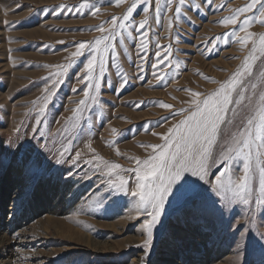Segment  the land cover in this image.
Masks as SVG:
<instances>
[{
  "label": "rangeland",
  "instance_id": "obj_1",
  "mask_svg": "<svg viewBox=\"0 0 264 264\" xmlns=\"http://www.w3.org/2000/svg\"><path fill=\"white\" fill-rule=\"evenodd\" d=\"M80 2L0 0V152L7 149L8 141L18 142L19 138L20 153L36 155L47 164L43 174L27 175L24 185L19 186L21 197L17 202L12 198L20 184L17 167L0 170V239H7L0 243V263L238 264L236 246L246 225L260 226L264 231V224H261L264 214L260 215L259 206L236 204L231 211L212 213H172L166 207L162 219L166 235L162 237L157 233L145 262V250L140 245L146 235L140 228L142 217L137 218L134 198L126 193L108 191L102 181L107 172L103 162L118 163L121 165L119 175L128 179L129 190L134 189V173L123 170L135 168L136 158L142 160L152 154L150 145L163 143L162 136L167 130L189 114L186 111L174 115L180 109L192 107L194 93H200L203 99L237 71L250 53L251 41L242 46L229 35L226 43L224 36L234 29L240 36L246 33L239 32V23L225 25L219 21L249 0H215L212 8L203 0H188L193 5L199 4L200 11L194 7L183 8L186 16L179 18L174 15L177 0H173L172 9L161 16L159 25L150 7V50L154 49L156 40L160 45L171 46V64L164 71L171 72L175 78L166 79L161 85L147 65L144 78H138V68L134 66L139 62L138 46L128 39L124 44L114 41L116 58L111 52L106 54L108 74L103 78L97 97L99 103H89L72 119L79 101L84 99L83 91H79L83 86L75 77L81 74L88 54L70 64L71 53L76 50L77 42L92 41L101 35L91 30L92 26L108 21L104 27L110 28L111 17L124 15L131 0L121 3L99 0L96 4L99 12L95 15L89 13L90 9L79 15L75 11L58 15L59 8L54 11L56 5L73 6ZM92 2L95 0H90ZM221 5L223 8L217 11L216 7ZM141 10L138 8L136 14L134 12L137 21L143 19ZM252 15L258 19L251 22L247 30L256 38L264 34L259 13L253 9L239 19L242 21ZM177 64L179 67H174ZM61 65H68L64 82L52 89L51 80L46 78L59 71L57 66ZM261 69L264 63L258 60L253 70L257 77L253 83L257 84L258 91L264 90V79L259 78ZM121 74H126L128 80L122 91L118 88ZM46 88L54 92V97L44 116H40L39 110L44 107L41 98L46 95ZM73 88L78 91L73 92ZM160 102L173 107L164 108ZM162 117L166 119L161 120ZM37 120L41 121L39 126ZM39 133L44 134L41 144H47L52 152L71 142L68 163L56 164L50 159L37 143ZM134 147L137 150L140 147L141 152H135ZM77 151L81 156L73 168L71 160ZM89 160L93 163H86ZM97 164L99 171L95 169ZM241 167L242 161L237 159L233 168L239 172ZM215 171L212 168L210 175ZM184 179L199 185L210 200L216 199L209 185L198 177L186 174L181 184ZM68 181L73 184L72 191L66 195L70 203L54 211L47 185L65 186ZM40 182H43L41 188L36 189ZM54 185L55 192L62 188ZM172 203L169 197V204ZM200 230L206 233L202 240ZM248 240L243 264H264V256L251 231Z\"/></svg>",
  "mask_w": 264,
  "mask_h": 264
},
{
  "label": "snow or ice",
  "instance_id": "obj_2",
  "mask_svg": "<svg viewBox=\"0 0 264 264\" xmlns=\"http://www.w3.org/2000/svg\"><path fill=\"white\" fill-rule=\"evenodd\" d=\"M99 0L90 3V0H81L78 5H56L60 9L58 15L67 11L71 14L75 11L78 15L90 9L89 13L95 15L99 12L96 4ZM110 3H121L122 0H109ZM209 8H212L215 0H203ZM173 0H131L129 7L121 17H111V27L105 28L103 23L92 26L91 30L99 31L101 35L92 41L77 42L76 50L71 53L70 64H75L85 53L88 59L84 63L81 74L76 80L83 86L79 91H83L84 99L79 101L77 109L74 111L72 119L87 108L89 103L98 104V94L101 91L103 78L108 74L106 54L111 52L115 59L116 47L114 41L124 44L125 39L136 44L139 62L134 66L138 68V78H144L145 66L151 68V72L156 76L159 84L169 78H175L171 72L164 69L171 64V46L160 45L159 40L155 41L154 49L150 50L148 34L149 8H153L152 15L157 25L160 18L172 9ZM195 8L200 11V5L189 3L188 0H177L175 17L186 16L182 12L183 8ZM142 9L143 19L136 20L137 9ZM223 5L217 6L220 11ZM255 9L259 13V22L264 23V0H249V3L236 8L232 14L222 18L220 23L225 25H237L239 32L246 35L240 36L237 30L231 31L224 36L228 42V36L234 37L242 46H247L251 41V50L244 62L232 76L223 82L220 87L200 99V93H194L196 97L191 101L192 107L180 109L174 115L184 112L189 114L167 130L162 136L163 143L150 145L153 149L145 159L136 158V166L133 169H124L134 173L135 186L129 190L128 179L119 175L121 165L118 163L109 164L104 161L107 168L105 183L108 191L114 193H126L133 199L134 209L137 218L142 217L140 223L141 230L145 233L142 247L145 250L144 261H148L153 242L159 232L161 236L166 235V225L162 224L165 217V209L168 207L172 213H194V212H215L217 210L231 211L236 204L250 206L253 203L260 208V215L264 214V90L258 91L257 84L253 80L254 67L256 61L264 63V34L253 38V33L247 30V26L256 21L255 15L249 16L242 21V14L252 12ZM140 12V13H141ZM7 23V22H6ZM171 27V19L169 21ZM133 31L136 35L133 36ZM126 34V35H125ZM153 35L155 33L153 32ZM162 48L167 51L162 52ZM60 70L51 73L46 80H51L52 89L64 82V75L68 65L57 66ZM120 66L117 65V68ZM179 67V65H174ZM259 78L264 79V69L259 70ZM119 90H123L128 83L126 74H121ZM46 95L41 99L44 107L40 108L39 115L44 116L45 109L49 101L54 97V92L46 88ZM73 92L78 91L73 88ZM164 108H172L164 102H160ZM166 118L162 117L161 120ZM238 121V123H235ZM41 124L40 120L36 121ZM223 126V128H222ZM235 131H230V129ZM37 140L42 150L46 151L52 161L56 164L68 163L71 156L69 146H62L56 152L47 144H41L44 134L39 133ZM36 139V136H33ZM18 142L8 141L7 149L0 152V170L5 167H18L28 176H38L47 170V164L36 155L22 154L18 151ZM216 154L213 155V150ZM91 150V144H89ZM119 154V150L117 149ZM81 153L76 152L75 158L71 160L73 168L77 166ZM101 160L100 157L96 158ZM237 159L242 161V167L237 172L233 168V163ZM92 164L93 161H86ZM215 168V173L210 175L211 169ZM99 171V165L95 166ZM72 173H69L71 175ZM186 174L198 177L201 181L209 185V190L216 198L210 200L204 195L199 185L193 181L184 179ZM179 184V187L177 185ZM175 191V195H173ZM169 197L173 203L169 204ZM264 224V220L261 221ZM253 232L256 237V244L261 255L264 256V231L260 226L255 228L246 225L244 231L240 233L236 246L238 254V264H243L244 248L249 243L248 233Z\"/></svg>",
  "mask_w": 264,
  "mask_h": 264
},
{
  "label": "bare ground",
  "instance_id": "obj_3",
  "mask_svg": "<svg viewBox=\"0 0 264 264\" xmlns=\"http://www.w3.org/2000/svg\"><path fill=\"white\" fill-rule=\"evenodd\" d=\"M134 117V116H133ZM147 118H150V117H147ZM154 118V117H153ZM136 147H134V150H135V152H138V151H140L141 152V148L140 147H138L139 149L137 150V149H135ZM116 157H119V155H116ZM119 161L121 162V160L119 159ZM12 169H14V167H12ZM16 169V173L19 175V177H20V184L17 186V188H16V190L14 191V194H13V196H12V198H13V200L14 199H16L15 201L17 202L18 201V199H19V197H21L20 196V187L19 186H22V185H24V182H25V180H26V177H27V175H25L24 173H23V171L21 170V169H19L18 167L17 168H15ZM11 171V170H10ZM15 172V171H14ZM23 177H25V178H23ZM51 178V177H50ZM72 181V180H71ZM71 181H68L67 183H66V185L65 186H59V185H54V184H51V183H49L47 186L49 187V190H50V196L52 197V199H51V203L54 205V207L52 208L54 211H59V208L60 207H62V206H64V205H66L67 203H70V199L68 198V197H66V195L67 194H69L71 191H72V189H73V184L71 183ZM44 182V181H43ZM43 182H40V184H39V187L37 186L36 187V189H40L41 188V184L43 183ZM73 182V181H72ZM52 185H54V186H59V187H62L61 189H59L57 192H55L54 191V189H53V187H52ZM67 187V188H66ZM78 188V187H77ZM31 187H29V191H30V193H31ZM74 194V193H73ZM29 195H32V194H29ZM35 196L33 195L32 196V198H34ZM31 199L29 200V203H31ZM62 209V208H61ZM70 231V230H69ZM179 231H184V232H187V231H185V230H183V229H179ZM189 231H190V229H189ZM201 231V230H200ZM80 232V231H79ZM206 233H204L203 231H201V237H200V239L202 240V238L204 237V235H205ZM8 237V236H7ZM7 241V239H3V240H1L0 239V243H2V242H6ZM4 252V251H3ZM11 256V255H10ZM7 257H9V256H7ZM6 260V259H5ZM4 262V261H3ZM5 263V262H4ZM43 263V262H42ZM1 264V263H0Z\"/></svg>",
  "mask_w": 264,
  "mask_h": 264
}]
</instances>
